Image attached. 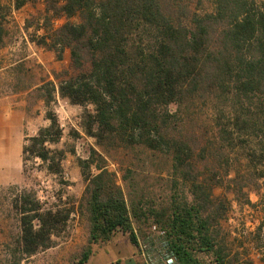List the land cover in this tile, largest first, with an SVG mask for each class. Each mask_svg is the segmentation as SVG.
<instances>
[{
  "label": "trees",
  "instance_id": "obj_1",
  "mask_svg": "<svg viewBox=\"0 0 264 264\" xmlns=\"http://www.w3.org/2000/svg\"><path fill=\"white\" fill-rule=\"evenodd\" d=\"M35 1L14 0V7ZM44 1L47 33L36 43L59 58L68 48L79 69L57 89L50 83L45 102L57 91L83 107L84 132L107 152L143 147L166 155L175 175L161 201L141 187L127 198L101 154L92 149L79 159L87 181L88 244L121 230L148 264L167 258L171 264H233L219 227L229 205L214 190L226 185L245 196L253 182L264 191V0ZM61 17L65 21L52 28ZM3 38L0 21V46ZM202 105L212 121L210 145L200 144L191 125L193 109ZM45 118V126L23 139L21 169L26 174L27 161L39 158L47 173L61 176L64 150L50 145L60 140L62 127L52 110ZM200 162L207 173H197ZM178 183L188 187L180 190ZM13 205L19 259L50 247L74 213L67 202L44 205L27 188ZM90 252L87 246L79 264Z\"/></svg>",
  "mask_w": 264,
  "mask_h": 264
},
{
  "label": "rangeland",
  "instance_id": "obj_2",
  "mask_svg": "<svg viewBox=\"0 0 264 264\" xmlns=\"http://www.w3.org/2000/svg\"><path fill=\"white\" fill-rule=\"evenodd\" d=\"M45 5L44 0H36L17 9L14 0H0V21L4 25L0 46V113L16 120L11 139L0 148V264H79L83 250L87 246L91 250L93 243L87 242V181L78 160L86 159L92 149L106 159L105 167L114 173L127 198L128 192L141 187L161 201L174 188L172 179L175 175L166 155L143 147L107 152L94 137L84 132L80 119L82 106L70 104L57 91L53 100L48 104L45 102L44 92L50 83L57 89L62 79L79 71L71 62L68 48L63 49L59 58L54 50L36 43L39 35L47 33L43 20ZM64 21L63 17L53 20L51 27L56 28ZM48 110L56 113L63 131L60 140L50 145L64 150L63 173L61 176L47 173L42 168V161L35 158L27 161V173L24 174L21 169L23 139L48 123L45 118ZM193 111L194 134L200 144L210 145L212 121L209 110L202 105L201 110L197 106ZM200 163L197 173H207ZM97 171L91 165L90 172ZM249 184L245 196L235 195L226 185L214 190V194L225 197L229 205L225 217L219 220V227L225 251L235 259L233 264H264V191L253 182ZM185 186L188 187V183H178L176 188L181 190ZM23 188L33 189L44 205L67 202V205H73L74 213L68 226L53 238L50 247L19 259L20 222L13 198ZM246 197L252 205L246 203Z\"/></svg>",
  "mask_w": 264,
  "mask_h": 264
},
{
  "label": "crops",
  "instance_id": "obj_3",
  "mask_svg": "<svg viewBox=\"0 0 264 264\" xmlns=\"http://www.w3.org/2000/svg\"><path fill=\"white\" fill-rule=\"evenodd\" d=\"M15 123V117L0 113V148L5 147L11 139ZM83 264H148V261L128 232L115 230L109 239L92 244L91 252Z\"/></svg>",
  "mask_w": 264,
  "mask_h": 264
},
{
  "label": "built area",
  "instance_id": "obj_4",
  "mask_svg": "<svg viewBox=\"0 0 264 264\" xmlns=\"http://www.w3.org/2000/svg\"><path fill=\"white\" fill-rule=\"evenodd\" d=\"M152 228L154 229L155 227L152 226ZM172 262H173L172 258L165 259V264H171Z\"/></svg>",
  "mask_w": 264,
  "mask_h": 264
}]
</instances>
